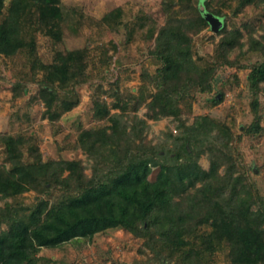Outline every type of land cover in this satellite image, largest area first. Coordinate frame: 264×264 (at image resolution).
Masks as SVG:
<instances>
[{
    "label": "trees",
    "instance_id": "trees-1",
    "mask_svg": "<svg viewBox=\"0 0 264 264\" xmlns=\"http://www.w3.org/2000/svg\"><path fill=\"white\" fill-rule=\"evenodd\" d=\"M193 1L177 0V7L159 27L148 51L158 64L156 72H141L138 93L122 100L121 112L109 116V125L79 134L76 147L92 159L91 176L81 159L44 158L38 148L25 154L28 141L0 136L6 154L0 165V200H5L0 205V264H38L36 249L118 227L144 239L140 251L149 255L148 264H209L224 250L231 264H264V194L237 153L245 135L264 136V23L259 38L249 33L243 51L244 35L237 27L227 29L224 11L210 0H197L196 5ZM247 2L261 5L264 15V0ZM199 6L225 20L218 45L222 59L203 69L194 58L193 38L210 23ZM0 14V55L14 56L27 46L22 18L34 19L35 32L54 41L63 38L64 12L56 0H10L8 5L0 0ZM145 25L142 17L126 23L125 43L144 39ZM77 26L71 27L73 32ZM236 48L241 50L239 56L259 53L263 58L247 77L253 120L238 135L209 115H197L188 124L184 114L192 112L196 95L214 93L218 68L238 64L230 59ZM106 57L102 62L112 64V56ZM31 65V80L37 81L42 71L37 81L39 98L51 120L60 116L57 107L69 111L77 104L71 96L78 98L76 88L91 78L86 66L70 65L69 51L56 53L50 63L35 56ZM25 84L15 83V96ZM61 90L65 94L57 103ZM223 98L221 90L207 102L216 104ZM143 105L153 120L171 116L178 121L182 130L171 143L148 139L150 125L137 114ZM203 155L209 160L208 168L199 161ZM43 166L55 170V180L36 185L37 169ZM149 166L157 169L155 175ZM34 189L37 200L22 205L20 196ZM56 190L61 195L53 198Z\"/></svg>",
    "mask_w": 264,
    "mask_h": 264
},
{
    "label": "rangeland",
    "instance_id": "rangeland-1",
    "mask_svg": "<svg viewBox=\"0 0 264 264\" xmlns=\"http://www.w3.org/2000/svg\"><path fill=\"white\" fill-rule=\"evenodd\" d=\"M10 0H5L8 5ZM64 12V33L60 41L40 31H34V19H21L22 38L27 46L16 55H0V136L10 134L28 141L23 151L28 154L38 148L44 158L81 159L86 165L85 173L92 175V159L88 154L76 147L79 134L91 128L109 125V116L121 112L119 105L130 94H137L142 84L141 72L145 69L155 73L158 64L148 56L154 46L157 31L166 20L168 12L177 7V0H56ZM213 7L226 13L227 29L239 28L248 48V36L252 33L259 38L263 34L262 6L249 3L247 0H210ZM194 5L198 3L193 1ZM200 9L202 6H199ZM205 7V6H203ZM142 17L145 20L144 39H131L125 43L126 23ZM3 15L0 14V28ZM225 23V20H223ZM82 22V24L80 23ZM77 31L73 32L74 25ZM72 27V28H71ZM223 33L215 32L207 26L193 38L194 58L200 67L215 65L222 59L219 41ZM69 51L71 66H86L91 78L85 84L78 85L72 100L77 104L69 111H62L59 118L51 120L45 113L46 105L39 98L38 79L42 71L32 79V61L35 56L44 63L54 60L56 53ZM241 50L236 48L230 59H237L238 64L230 68L219 67L217 85L214 93H198L193 102L192 112L184 114L187 123L191 124L197 115H209L229 125L238 135L245 125L253 120L248 73L263 58L259 53L239 56ZM112 56V64H104L102 59ZM121 61V63L118 62ZM23 81L25 89H20L15 96V83ZM26 81V82H25ZM224 98L216 104L208 103L219 91ZM65 91L61 90L57 103H61ZM74 95V94H73ZM208 101V102H207ZM264 102V97H262ZM264 115V104L262 105ZM147 108L141 106L137 114L147 119L150 128L149 140L156 143L160 139L172 141L173 136L182 130L173 117L153 120L146 115ZM264 125V120L262 121ZM243 164L257 182L264 194V136L251 137L245 135L237 151ZM4 146L0 145V165L5 163ZM204 168L209 167L206 155L199 159ZM147 169L155 175L157 169ZM223 172L224 169L222 168ZM55 170L47 171L46 167L37 169L36 185L54 182ZM67 172L63 174L65 176ZM56 190L53 198L60 196ZM38 191L30 190L20 196L22 205L30 206L37 200ZM52 199V198H51ZM11 201V198H7ZM5 200H0L4 205ZM7 228L5 224L2 226ZM144 239L137 237L123 228H109L96 233L92 237H75L57 247H42L34 251L40 257L38 264H148L149 255L142 253ZM209 264H231L226 251H218Z\"/></svg>",
    "mask_w": 264,
    "mask_h": 264
},
{
    "label": "water",
    "instance_id": "water-1",
    "mask_svg": "<svg viewBox=\"0 0 264 264\" xmlns=\"http://www.w3.org/2000/svg\"><path fill=\"white\" fill-rule=\"evenodd\" d=\"M201 10L207 19V21L210 23L211 28L215 31L218 32L219 30L222 29L224 26V21L220 17L214 15L213 13L205 10V7H201Z\"/></svg>",
    "mask_w": 264,
    "mask_h": 264
}]
</instances>
